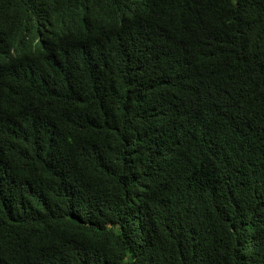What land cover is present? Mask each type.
<instances>
[{
    "label": "trees",
    "instance_id": "trees-1",
    "mask_svg": "<svg viewBox=\"0 0 264 264\" xmlns=\"http://www.w3.org/2000/svg\"><path fill=\"white\" fill-rule=\"evenodd\" d=\"M0 264H264V0H0Z\"/></svg>",
    "mask_w": 264,
    "mask_h": 264
}]
</instances>
